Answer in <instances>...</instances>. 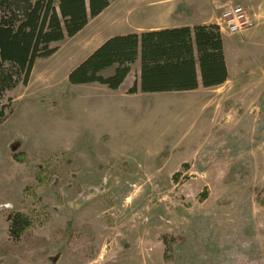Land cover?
I'll return each mask as SVG.
<instances>
[{"label": "rangeland", "instance_id": "1", "mask_svg": "<svg viewBox=\"0 0 264 264\" xmlns=\"http://www.w3.org/2000/svg\"><path fill=\"white\" fill-rule=\"evenodd\" d=\"M249 14L216 107L71 84L75 37L37 59L0 123V264H81L89 242L88 264H264V6ZM15 211L28 239L2 245Z\"/></svg>", "mask_w": 264, "mask_h": 264}, {"label": "trees", "instance_id": "2", "mask_svg": "<svg viewBox=\"0 0 264 264\" xmlns=\"http://www.w3.org/2000/svg\"><path fill=\"white\" fill-rule=\"evenodd\" d=\"M111 1L0 0V123L14 111L17 92L28 85L37 59L57 52L66 37L77 34ZM139 57L140 85L135 81L128 93L195 89L200 83L198 66L206 87L228 79L222 34L217 23H210L113 36L75 66L68 81L117 89ZM111 68L110 74H104ZM10 155L18 162L28 159L25 150ZM39 179L44 182L41 175ZM257 202L264 207V191L258 193ZM4 215L9 228L1 244L25 243L29 216L19 211ZM83 244L90 251L79 250L78 255L81 264H88L100 248L95 243ZM164 258L169 259L167 253Z\"/></svg>", "mask_w": 264, "mask_h": 264}, {"label": "crops", "instance_id": "3", "mask_svg": "<svg viewBox=\"0 0 264 264\" xmlns=\"http://www.w3.org/2000/svg\"><path fill=\"white\" fill-rule=\"evenodd\" d=\"M241 4L248 11L260 12L264 4H254L253 0H113L100 14L92 17L87 25L80 30L75 37L76 50L83 53L81 61L93 53L107 39L116 35H126L130 33H142L151 30L174 28L182 26H194L197 24L217 23L222 12L232 3ZM256 16V15H255ZM225 60L228 71V79L215 86L206 87L202 84L200 70L199 85L195 89L183 91H159L128 93V90L135 81L140 85L141 58L139 57L131 64V70L123 83L117 89H111L105 84L85 83L74 85H92V90H97L100 94L109 99H118L125 103L129 100L141 99L152 102L156 95L166 93H177L178 102L194 103L197 107L212 105L216 107L220 99L212 96V92L223 87L232 77L233 64L227 54V45L233 46L238 41V36L222 32ZM56 53V52H55ZM54 53V54H55ZM53 54V55H54ZM74 66V67H75ZM73 67V68H74ZM111 69H107L104 74H110ZM128 100V101H129Z\"/></svg>", "mask_w": 264, "mask_h": 264}, {"label": "built area", "instance_id": "4", "mask_svg": "<svg viewBox=\"0 0 264 264\" xmlns=\"http://www.w3.org/2000/svg\"><path fill=\"white\" fill-rule=\"evenodd\" d=\"M256 18L241 4L228 6L217 20V25L222 32L235 34L243 32L254 25Z\"/></svg>", "mask_w": 264, "mask_h": 264}]
</instances>
